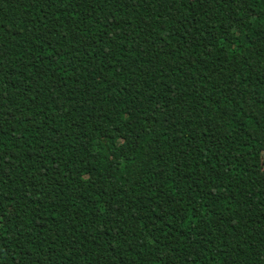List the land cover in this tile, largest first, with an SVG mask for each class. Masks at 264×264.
<instances>
[{
  "label": "trees",
  "instance_id": "obj_1",
  "mask_svg": "<svg viewBox=\"0 0 264 264\" xmlns=\"http://www.w3.org/2000/svg\"><path fill=\"white\" fill-rule=\"evenodd\" d=\"M0 264H264V0H0Z\"/></svg>",
  "mask_w": 264,
  "mask_h": 264
}]
</instances>
